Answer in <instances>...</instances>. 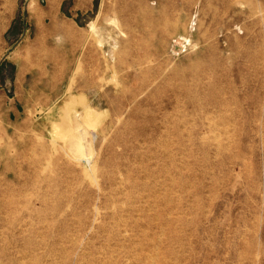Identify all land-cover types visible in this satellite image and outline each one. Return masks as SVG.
I'll return each mask as SVG.
<instances>
[{"label":"rangeland","instance_id":"obj_1","mask_svg":"<svg viewBox=\"0 0 264 264\" xmlns=\"http://www.w3.org/2000/svg\"><path fill=\"white\" fill-rule=\"evenodd\" d=\"M0 264H264V0H0Z\"/></svg>","mask_w":264,"mask_h":264}]
</instances>
